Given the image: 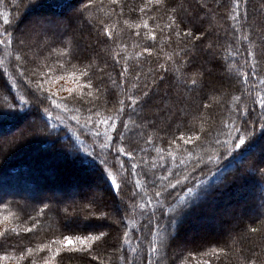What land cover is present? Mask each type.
<instances>
[{"label":"trees","instance_id":"16d2710c","mask_svg":"<svg viewBox=\"0 0 264 264\" xmlns=\"http://www.w3.org/2000/svg\"><path fill=\"white\" fill-rule=\"evenodd\" d=\"M72 8L73 15H64L61 21L42 20L51 29L35 23L36 31L31 33L19 23L29 11L63 15ZM234 15L239 18L233 19ZM144 21L148 28L143 27ZM189 31L191 35H183ZM0 33L13 40L10 47H0V133L14 132L0 141V189L7 191L0 194V232L9 229L6 239L0 237V264H32L33 260L43 264L52 252L38 249L51 240L102 233L103 239L89 251H68L61 246L53 264H149V260L160 264L161 258L164 264H264V108L260 107L264 100V0H239V8L234 0H164L160 5L148 4V0H118L116 4L111 0H0ZM28 34L33 36L28 38ZM61 51L71 54L60 56ZM17 54L22 61L15 59ZM51 62L63 63L55 75L66 77L73 72L79 76L72 65L92 63L93 89L101 90L93 107V113L100 115H93V121L110 117L115 131L101 124L97 137V123L81 127L90 105L80 101L75 102L80 108L76 112L66 111L62 100L61 108H55L33 99L37 77L31 70ZM194 76L198 84L190 87ZM60 82L75 86L69 79ZM218 83L223 88L220 94L215 90ZM56 86L52 79L45 83L46 89ZM144 91L149 97L143 96ZM130 98L143 104L136 106L139 115L131 110ZM121 100L125 111L117 115ZM67 107L74 105L69 102ZM45 108L53 120H48ZM233 124L238 131L232 130ZM105 131L111 141L103 136ZM180 135L200 139L184 144ZM237 137L245 144L235 147ZM225 140L229 141L226 145ZM117 147H123L124 154ZM96 157L107 158V167L121 185L119 196L110 191L102 175L105 165ZM62 165L96 175L103 183V189L94 187L98 199H90L82 189L74 200L38 196L26 205L17 190L36 188L39 181L33 175L51 172L53 176ZM169 172L173 183L177 179L182 183L175 189L169 187L158 204L152 181ZM193 183L199 186L196 196L184 187ZM226 193L228 201L250 195L244 208L260 207L259 212L255 216L244 213L225 232L182 239L178 248L173 239L184 234L188 224L193 225L190 214L198 211V221L207 217L215 211L213 202L221 204ZM189 200L195 203L187 211L181 212L179 206L175 213L170 211L177 201ZM153 212L157 219L150 223ZM174 215L179 218L170 226ZM28 248L34 250L31 256Z\"/></svg>","mask_w":264,"mask_h":264},{"label":"snow or ice","instance_id":"6c2138e0","mask_svg":"<svg viewBox=\"0 0 264 264\" xmlns=\"http://www.w3.org/2000/svg\"><path fill=\"white\" fill-rule=\"evenodd\" d=\"M111 2L113 4L118 3V0H111ZM164 3V0H148V4H155V5H160ZM234 5L235 8H239V0H234ZM141 12L145 11V8H141L140 9ZM173 11H175L173 9ZM233 19H238L239 17L234 15L232 17ZM171 19V17H170ZM173 24L175 23V20L172 21ZM5 24L9 23L8 19L4 20ZM137 27H139V25H137ZM143 27L144 28H148V22L144 21L143 22ZM169 27H171V25H169ZM106 34L108 35L109 38H111V32L107 31V29L105 30ZM137 35H140L139 32H137ZM176 35L179 36L181 35L180 32H176ZM183 35L185 36H189L191 35V32H184ZM0 47H4V48H8L13 44V40L11 38H9V34L6 33H0ZM151 39L154 41L156 39L155 34L152 35ZM21 44H24L25 41L21 40L20 41ZM145 51L149 52V55H151L152 53L148 50L145 49ZM70 52H59L58 55L60 56H67L70 55ZM170 58V57H169ZM15 59L17 61H22V56L20 54H17L15 56ZM50 58L46 57L45 60H49ZM119 62V61H117ZM72 67L74 69H77V71L79 72V76L76 75V72L71 73L69 76H65V75H55L56 72H58L59 70H62L64 68V64L63 63H59L57 64L56 62H51V63H44L42 65H38V67H34L31 70V75L34 77H37V81H36V93L37 95L33 96V99L43 105L45 103V101L49 102L53 107L55 108H61V100L64 102V109L66 111H76L79 112L80 108L77 107L75 105L76 101H80L83 104L86 105H90L87 109V116H86V120L84 122L83 125H81V127H89L91 128L92 123H97V128L95 130V135L97 137L101 136V132L99 130V126L101 124H103L105 126V128L107 129H111L112 131H115L116 128V124L115 123H109V120L111 119L109 118H103L100 119L98 122L93 121V115L99 116L100 113L97 111L95 113H93V107L95 106V101L100 99V93L101 90L99 88L93 89V82H92V78L90 75V70L93 68V65L91 62H89V64L84 65L82 67H77V65H72ZM163 67V66H161ZM124 72L128 71V68L125 67ZM165 71H167V69H165ZM20 75L24 76L25 72L24 71H20ZM121 75H123V73H121ZM87 78V79H85ZM52 79L54 80L56 83H59L60 81H63L65 79H69L71 81H73L74 83V87H61L60 89H58L57 91L53 92L50 89H46L45 88V83L49 82V80ZM137 79H139V77H137ZM161 80H163V77H160ZM198 81L196 79V77L194 76L191 80V84L189 85L190 87H194L197 86ZM87 90V91H85ZM47 92V95H44V93ZM61 92H66L68 93L67 97H63L60 98V93ZM143 96L144 97H149V92L148 91H144L143 92ZM131 99V104H130V108L133 112H137V104H141V101L135 99V98H130ZM69 102H72L74 107L72 109H68L67 104ZM21 103H27V101H21ZM124 100L120 101V105L121 107L117 110V115H121L124 113L125 109H124ZM144 103H148L147 100L144 101ZM141 106H143V104H141ZM11 105H9V108L11 109ZM205 108L208 107L207 104L204 105ZM260 107L264 108V100H262L260 102ZM45 112L48 115V120L51 121L54 119V117L51 115V113L49 112V110L47 108H45ZM246 114V113H245ZM137 115H139V112H137ZM77 123L79 124V118H76ZM47 123V122H46ZM143 125H137V127H142ZM123 127L125 130H128V124L124 123ZM225 127H227V124H225ZM232 130L238 131V129L235 128V125L233 124V128ZM53 131H55V129L53 128ZM228 135L230 136L231 133L229 132ZM103 136L108 140L111 141L112 137L108 135V132L105 131L103 133ZM179 140H182L184 142V144H189V143H194L195 141H198L200 139V136L198 135H189L187 137H185L184 135H180L178 137ZM236 139L239 140V143L235 145V147H239L240 145L245 144V141L243 138L237 137ZM120 140L123 141L124 140V136L123 133L120 134ZM151 139H149L148 143H151ZM215 143H221L219 140H216ZM229 141L225 140L223 142V144H228ZM116 151L119 152L120 154H124V148L123 147H117ZM228 151H231V149L229 148ZM227 154V152L225 153ZM88 155H93V153H88ZM130 158L131 155L129 154ZM98 158V157H96ZM174 158V157H173ZM219 158V157H217ZM100 164L105 165V167L102 170V175L104 176L105 182L108 183L109 185V189L110 191H112L114 193V195L119 196L120 191H121V185L117 182L116 176L113 174V171L110 170L107 167V158H98ZM199 159V157H198ZM89 163H91V161H89ZM181 163H183V161H181ZM121 168L123 167V165L120 166ZM136 165H133V168H135ZM117 171H119V169H117ZM178 175V173H177ZM190 175V173H189ZM173 176V173L169 172L168 175H164V176H158L156 178V180L152 181V183L154 184V186L156 187L157 191H155V197L156 202L159 204L160 203V198L163 196V194L165 192L168 191L169 187L175 189L177 187V185H180L182 182L180 179H177L175 181V183L172 182V179H170V177ZM188 177H184V179H187ZM159 181V182H157ZM164 181H167V183H164ZM184 187L187 188V192L190 196H196L197 192L196 190L198 189V185L196 184H188V185H184ZM194 201L193 200H189L186 203L184 201H177L176 204H173L170 208V211L172 212H176L178 206L180 207V211L184 212L187 211V209L191 208L194 206ZM143 207V206H141ZM44 213V209H41L39 215H43ZM179 217L174 215L173 219L171 221H169V223L171 224H175V220L178 219ZM3 219L7 220L9 219V217H4ZM152 219H157L155 217V212H153L152 214V218L150 219V223L152 222ZM9 231V229L5 228L4 231L0 232V237H3L6 239V233ZM11 231L13 233H16L17 235H19V232H17L16 228H12ZM25 231L31 232L33 231V228H27L25 229ZM251 231L255 232L256 229L253 228L251 229ZM103 233L100 235H95V236H87V237H81L79 235L72 237V236H64L63 239L60 238H56L50 241V243L46 244V245H42L39 247L38 251H44L45 248H47L50 252H52V255L48 258H45L43 260V264H53V261L55 260L56 256H59L61 253V246L68 250V251H89L92 249V245L98 241V240H102L103 239ZM170 235V234H169ZM125 239H127V233H125ZM53 245H55V249L53 250ZM77 245H79L80 247H77ZM33 248H28L27 249V254L29 256H31L33 254ZM157 249L155 248V246L153 245V247L151 248V252H156ZM21 259H24V256L22 255L20 257ZM94 259L96 257H93ZM32 264H36V261L33 260ZM149 264H151V260H149Z\"/></svg>","mask_w":264,"mask_h":264},{"label":"rangeland","instance_id":"374dc122","mask_svg":"<svg viewBox=\"0 0 264 264\" xmlns=\"http://www.w3.org/2000/svg\"><path fill=\"white\" fill-rule=\"evenodd\" d=\"M179 4V2H178ZM73 8L69 9L65 14L63 15H58L54 12H46L45 14H40L42 13L39 12V14H35L33 11H29L27 14L25 13L23 15L22 20L19 22L21 25L23 24V30L26 32H31L36 31L35 23H37L40 27H46L48 29H51L49 24L43 23L42 20H51V21H61L63 19V16H72L73 15ZM38 12V11H37ZM40 15V16H39ZM45 22V21H44ZM33 35L28 34V38H31ZM21 46V45H20ZM22 47V46H21ZM21 49V48H20ZM22 54L24 53L23 47L21 49ZM60 83H63L62 87H69L71 83H64V82H59L57 83V86L52 88L51 90L53 92L57 91L58 85ZM55 86V85H54ZM215 90L217 92H222L223 88H221V85L216 84ZM66 95V92H61L60 97H63ZM27 121V119H25ZM23 124V123H22ZM19 127L21 126L18 125ZM14 134L13 131L9 132H4L0 133V141L3 139H7L10 135ZM2 143V142H0ZM254 153H257L255 150ZM73 167L71 166H66L62 165L61 168H58V170L52 173H38L33 175V178L36 181H39V185L35 187L30 188L29 190H17V194L20 195L21 199H23L27 204L29 205L30 201L34 197H52L54 196L57 198L59 201H68V200H74L80 197V192L83 190H87L89 192L90 199H98V191L95 190L94 187H103V183L99 180V178L94 175L93 173L90 174V176L84 174V172L81 171H74ZM38 178L40 180H38ZM89 178V179H88ZM47 185L46 188H43V185ZM103 189V188H102ZM60 190V191H59ZM59 191V192H57ZM243 191V190H242ZM5 191V189H0V194ZM14 192V191H13ZM13 192H8V195H12ZM2 195V194H1ZM220 199L222 203L219 205L220 208H218L217 211H212L207 214V217L205 215L203 218H200V220H196L195 217L197 215L198 211H195L194 213H191L190 216L188 217V220L190 223L193 221V225L188 224L187 230H185V233L180 235L178 238H174L173 240L177 243L178 248H181V242L182 239L186 240L188 238H200V237H205V236H210V235H216L217 233L225 232L229 230L230 227H235L237 224V221L242 220V216L244 213H248V216H255L260 210V207L255 209H247L244 208V205L247 204L249 200H247L248 197L245 198H240L238 199L235 204H227L228 199H229V194L226 193L223 195ZM246 201H245V200ZM251 199V198H250ZM219 202V201H217ZM217 202H213L217 203ZM117 210H119V207H117ZM201 211V210H200ZM203 211H207V209ZM220 221V223H219ZM172 226V224L170 225ZM186 226V227H187ZM186 229V228H185ZM171 234V232H169ZM163 256V255H162ZM164 260L161 258L160 264H164Z\"/></svg>","mask_w":264,"mask_h":264},{"label":"bare ground","instance_id":"6f19581e","mask_svg":"<svg viewBox=\"0 0 264 264\" xmlns=\"http://www.w3.org/2000/svg\"><path fill=\"white\" fill-rule=\"evenodd\" d=\"M234 184H232V185H230L229 187H225L224 189H222L223 191H222V193H224L226 190H228V189H231V187L233 186ZM233 188V187H232ZM214 193V192H213ZM221 193V192H220ZM236 195H238V193H235L233 196H235L236 197ZM238 199H236V198H231L229 201H228V203L227 204H232V203H234L235 204V202L237 201ZM211 203V202H210ZM203 205L204 206H206L207 204L206 203H203ZM203 205L201 206V207H203ZM220 204L217 202V203H214V209L213 210H215V211H217L218 210V208H220V206H219Z\"/></svg>","mask_w":264,"mask_h":264}]
</instances>
